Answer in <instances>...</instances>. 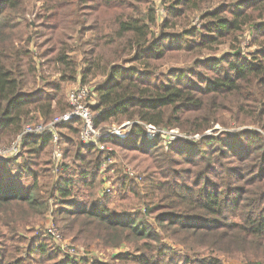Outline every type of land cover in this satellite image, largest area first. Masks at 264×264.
Listing matches in <instances>:
<instances>
[{"label": "trees", "instance_id": "1", "mask_svg": "<svg viewBox=\"0 0 264 264\" xmlns=\"http://www.w3.org/2000/svg\"><path fill=\"white\" fill-rule=\"evenodd\" d=\"M69 85H93L94 128L130 124L99 143L112 193L142 207L102 195L104 154L82 145L79 119L56 127L57 181L50 136L23 137L0 158V264H264V0H0V146L69 110ZM49 211L74 242L130 250L73 258L33 235Z\"/></svg>", "mask_w": 264, "mask_h": 264}, {"label": "built area", "instance_id": "2", "mask_svg": "<svg viewBox=\"0 0 264 264\" xmlns=\"http://www.w3.org/2000/svg\"><path fill=\"white\" fill-rule=\"evenodd\" d=\"M90 91L87 87H81L79 85H76V87L70 88L66 93V100L67 104L69 106V110L66 112L59 114L55 116L52 120L46 123H37V124H27L24 126L22 132L9 144L2 145L0 147V156L5 155L7 157L15 156L20 151V142L23 137L26 136H40V135H49L53 144L54 151L52 153V173L55 175L54 179L57 181V175L60 170V165L62 162V154L59 149L58 145V136L56 127L57 125L67 123L73 119H79L81 121V134L80 139L83 146L87 148H95L99 152L104 154V162L100 166V170L105 173L103 175L104 180L106 182L102 186L101 193L102 194H109L111 192L110 189H106L109 186V181L107 174V166L113 163V158L110 155V152L112 151L111 148H105L100 143L99 140L102 138H105L107 136H115L117 138L123 139L128 136L129 129H127L130 126H126L129 123H126L122 128H116L112 127L109 129H106L105 132H102L99 129L94 128L93 125V114L90 111V104L91 97L89 95ZM147 129V137L149 139H152L155 134L160 133L164 136V139L166 140V143H171L177 139H180V137L177 135L176 132L170 131V132H160L158 130H155L152 127H146ZM46 234L48 236H51L52 238L56 239L58 238L57 231L53 227H47L46 228ZM68 248L66 252L70 256H77L75 249L72 248V250H69Z\"/></svg>", "mask_w": 264, "mask_h": 264}, {"label": "rangeland", "instance_id": "3", "mask_svg": "<svg viewBox=\"0 0 264 264\" xmlns=\"http://www.w3.org/2000/svg\"><path fill=\"white\" fill-rule=\"evenodd\" d=\"M153 1H154L155 6H157L159 0H153ZM216 2L217 1H215V3ZM157 9H158V11L160 10V8H157ZM249 36L250 35H249L248 31H245L242 34V38H243L242 40L243 41H242V45L241 46H242V54L244 56H247V54H249L250 52H252L255 49V47H249V45H250ZM227 51H228V47H227V45H225V46H221L219 48L218 53L219 54H223V53H225ZM170 66H174L173 63H169V64L165 65L164 69H167ZM72 87H76V85L67 86L66 93ZM89 87L92 89L93 85L92 86L90 85ZM33 124H36V123H33V122L30 123V125H33ZM125 124H126V122H124L122 124H113V125L110 126V128L116 127V128L120 129ZM126 126H130V124H128ZM127 129H129V127ZM215 130L217 132L221 131V129L219 127H215L213 129V131H215ZM172 131L176 132L177 135L181 139H186L187 138V137H184V136L180 135L177 130H172ZM211 133H212V131L207 132L208 135H210ZM189 139L193 140V141H196V140L199 139V137L196 136V137L189 138ZM164 144H166V142H164ZM0 147H2V146H0ZM108 148H111V147H108ZM53 151H54V148L52 150V153H53ZM61 154H62V152H61ZM17 155L12 156V157H7L5 155H2V156H0V158H13V157H16ZM124 170L129 174V176H133L134 175V173L132 172L130 166L126 165L124 167ZM51 174H53L52 171H51ZM108 176L110 178V184H109L108 188L106 187V189L112 190V188H113L112 183H113V179H114L113 178V173H110V175L107 174V177ZM27 182L28 181H26V183ZM102 195L109 196L110 202H111L110 205H112V206L115 205L119 210H129V211L133 212L135 210L137 211V210L141 209V207H142V205L139 202V200L135 199V198H131L129 203L125 202V203L121 204L120 203L121 199H119L118 193H112V191L109 194H107V195L106 194H102ZM128 195H130V194H128ZM49 203L52 204L53 203V199H50ZM55 220L56 219L53 216L52 211H49L48 214L45 216V220H43L42 222H37L34 225V230L35 231H34L33 235L39 234L42 238H46L47 235H44L43 231H46V228L50 227V226L55 228V230L57 231V234H58V238L54 239L51 236H48L50 238L51 247L59 248L65 254H68L66 252V250L68 248H70L69 250H72V248H73V249H75L76 253L78 254L77 257H73V258H76V259H79V260L80 259H86V260H88L90 262L107 263V262H111L112 260H110V259H112L114 256H116L118 254H121V253H126V252H128L130 250L129 246H124V247H121V248H118V249H106V248H102V247L97 246L95 243L90 244V245H83V244H81L79 242V240H76L77 242H74L72 240L73 239L72 235L64 236L62 234V232L59 230V227L55 224ZM40 228L42 230H39ZM27 238H28V240H30V242H32L34 244L36 243L35 242L36 238H33L30 235H28ZM165 240H168V239H165ZM167 243L172 244L171 242H169V240L167 241ZM172 246H173V248H175L176 251H179L182 254H184L186 252V251L183 250V247L180 246V245L173 244ZM196 252L199 253V256H205L208 253V251L204 250V248L203 249H196ZM217 256H219L226 264H254L253 261L251 262V261L247 260L243 256H236V257H224L222 255H217ZM115 263H117V262H115Z\"/></svg>", "mask_w": 264, "mask_h": 264}]
</instances>
